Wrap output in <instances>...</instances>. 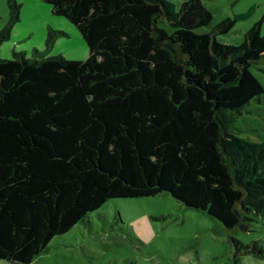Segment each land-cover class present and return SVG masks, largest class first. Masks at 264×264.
Returning a JSON list of instances; mask_svg holds the SVG:
<instances>
[{
  "label": "trees",
  "instance_id": "trees-1",
  "mask_svg": "<svg viewBox=\"0 0 264 264\" xmlns=\"http://www.w3.org/2000/svg\"><path fill=\"white\" fill-rule=\"evenodd\" d=\"M80 32L85 59L0 55V260L33 264L56 237L115 198L171 195L227 229L264 222V141L236 123L264 88L262 21L225 44L203 0H44ZM0 49L21 19L18 0ZM237 254L264 258L233 238Z\"/></svg>",
  "mask_w": 264,
  "mask_h": 264
},
{
  "label": "rangeland",
  "instance_id": "rangeland-1",
  "mask_svg": "<svg viewBox=\"0 0 264 264\" xmlns=\"http://www.w3.org/2000/svg\"><path fill=\"white\" fill-rule=\"evenodd\" d=\"M7 1L0 0V31L10 16ZM169 1L177 8L182 2ZM18 3L21 19L13 27V36L1 46L2 58L11 56L16 47L44 50L49 28L66 34L58 37L50 55L82 56L87 51L76 27L53 14L52 6L44 0H18ZM203 3L213 15L212 23L203 32L211 31L226 18L250 12L230 33L218 37L219 42L241 44L246 32L259 21L264 35V0H203ZM253 73L264 88V62L255 66ZM236 126L241 137L255 143L264 141V95L261 102L247 107ZM233 238L243 244L259 242L264 251V222H253L250 230L241 227L229 230L205 211L189 208L166 193L115 198L90 213L85 222L56 237L33 264H264V258L237 254ZM0 264L18 263L0 260Z\"/></svg>",
  "mask_w": 264,
  "mask_h": 264
},
{
  "label": "crops",
  "instance_id": "crops-1",
  "mask_svg": "<svg viewBox=\"0 0 264 264\" xmlns=\"http://www.w3.org/2000/svg\"><path fill=\"white\" fill-rule=\"evenodd\" d=\"M52 16V15H51ZM52 18V17H51ZM59 21V24H64L62 21H60V20H58ZM69 26V25H68ZM59 27H63V26H60L59 25ZM71 29V28H70ZM64 32V31H63ZM65 33V32H64ZM12 36H13V34H12ZM58 39V38H57ZM84 40V39H83ZM87 45V44H86ZM87 48H88V46H87ZM22 49V48H21ZM13 50H16V51H26V52H30V51H32V50H27V49H22V50H20L19 48H17L16 47V49H13ZM12 50V51H13ZM12 51H11V53H12ZM88 55H89V49H87V51L85 52V53H83L82 54V56H78V55H74V56H71V58L73 57V58H79V59H85V58H87L88 57ZM10 57V56H9Z\"/></svg>",
  "mask_w": 264,
  "mask_h": 264
}]
</instances>
